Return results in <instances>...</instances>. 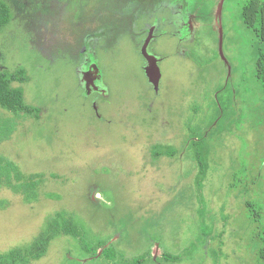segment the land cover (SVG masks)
I'll use <instances>...</instances> for the list:
<instances>
[{
  "label": "rangeland",
  "instance_id": "obj_1",
  "mask_svg": "<svg viewBox=\"0 0 264 264\" xmlns=\"http://www.w3.org/2000/svg\"><path fill=\"white\" fill-rule=\"evenodd\" d=\"M185 1L193 24L152 45L164 58L158 88L131 34L102 52L97 95L66 54L74 17L55 32L56 17L0 32V72L26 71L12 86L36 110L0 107L16 128L0 156L37 182L27 198L0 189V255L57 221L30 264H264V44L244 21L252 0Z\"/></svg>",
  "mask_w": 264,
  "mask_h": 264
},
{
  "label": "flooded vegetation",
  "instance_id": "obj_2",
  "mask_svg": "<svg viewBox=\"0 0 264 264\" xmlns=\"http://www.w3.org/2000/svg\"><path fill=\"white\" fill-rule=\"evenodd\" d=\"M6 14L10 20L4 29H16V25L22 24L26 29L33 28L35 31L36 27L47 25V18L56 17V25L49 28L52 32L61 28L60 17H74L79 31L71 39L65 37L66 54L77 65L79 82L85 92L97 95L104 89L100 56L104 50L110 49L109 46H121L123 41L128 40L129 34L133 35L130 38L140 42L139 52L146 67L149 63L143 50L149 38L147 52L160 66L164 58L155 54L153 43L169 35L172 26L180 29L193 24V13L185 0H0V16ZM129 29L133 31L128 33ZM73 31L75 28L68 32ZM186 36V39L190 38V35ZM69 47H76L78 51L73 56L69 55Z\"/></svg>",
  "mask_w": 264,
  "mask_h": 264
},
{
  "label": "trees",
  "instance_id": "obj_3",
  "mask_svg": "<svg viewBox=\"0 0 264 264\" xmlns=\"http://www.w3.org/2000/svg\"><path fill=\"white\" fill-rule=\"evenodd\" d=\"M244 21L246 25L255 31L261 43L264 44V0H252L244 9ZM8 14L0 16V31L9 23ZM76 47L67 48L69 55H74ZM257 77L264 84V52H260L257 63ZM27 80L26 71L19 68L16 71L0 72V107L16 115L33 114L36 110L27 106L24 101V93L20 88H14V82ZM15 118L0 117V145L9 141L15 131ZM36 175L25 178L17 165L4 156H0V189L7 188L16 194H22L27 198V192L34 189L37 182ZM35 181V183H34ZM68 224V221H67ZM57 221L50 223L48 233H43L28 249H17L7 255H0V264H30L47 254L50 240L58 232ZM65 227L72 232V225ZM59 233V232H58ZM264 243V238H263ZM261 259L264 261V247L261 250ZM136 264H140L139 261Z\"/></svg>",
  "mask_w": 264,
  "mask_h": 264
},
{
  "label": "water",
  "instance_id": "obj_4",
  "mask_svg": "<svg viewBox=\"0 0 264 264\" xmlns=\"http://www.w3.org/2000/svg\"><path fill=\"white\" fill-rule=\"evenodd\" d=\"M148 44H149V38L146 41V44H145V47L143 50V55L149 63V65H147L145 67V72H146L150 82L155 86V88H158L160 78H161L160 67L157 64V61L148 54V52H147Z\"/></svg>",
  "mask_w": 264,
  "mask_h": 264
}]
</instances>
